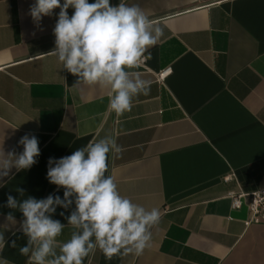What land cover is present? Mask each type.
I'll list each match as a JSON object with an SVG mask.
<instances>
[{
    "label": "crops",
    "instance_id": "0c3cea01",
    "mask_svg": "<svg viewBox=\"0 0 264 264\" xmlns=\"http://www.w3.org/2000/svg\"><path fill=\"white\" fill-rule=\"evenodd\" d=\"M34 2L0 0V147L21 152L18 140L34 134L41 150L30 170L13 169L0 187V231L17 244L0 258L28 260L19 253L27 243L19 223L4 219L9 212L23 219L6 206L8 195L63 199L64 190L46 178L49 157L112 134L124 151L109 157L106 175L122 196L158 208L161 220L143 255L108 259L97 250L84 264H264V223L246 225L247 204L232 209L228 197L264 187V0H125L157 21L164 36L150 48L147 66L134 69L153 81L150 94L134 98L122 116L108 110L106 89L70 88L76 77L47 54L59 9L37 24L29 15ZM74 210L73 203L52 214L65 225L58 241L76 231L66 219Z\"/></svg>",
    "mask_w": 264,
    "mask_h": 264
},
{
    "label": "clouds",
    "instance_id": "9594fccd",
    "mask_svg": "<svg viewBox=\"0 0 264 264\" xmlns=\"http://www.w3.org/2000/svg\"><path fill=\"white\" fill-rule=\"evenodd\" d=\"M57 8L55 47L47 54L76 77L70 88L106 89L110 112L117 116L130 112L134 98L150 94L153 81L134 69L151 58L149 50L161 41L163 27L138 4L129 5L125 0L117 5L110 0H35L29 15L39 24L43 17L53 16ZM17 145L22 146L21 152L15 147L7 152L0 147V187L5 186V177L14 175L13 169L30 170L38 162L41 150L36 135H23ZM123 151L117 138L106 134L70 155L49 157L46 178L64 190L63 199L50 194L44 199L29 196L18 201L8 195L6 206L18 208L23 219L17 222L11 212L4 219L6 223H19L18 230L27 237L26 245L19 247V253L28 258L27 264H84L85 258L97 250L108 259L129 254L139 257L151 248L152 228L160 223V210H148L122 196L114 176L106 175L109 157L119 158ZM16 190L24 195L23 189ZM73 203L75 210L66 219L76 231L66 242L58 241L65 225L52 214L58 207L69 209ZM6 245L17 247L15 240L9 244L0 231V254ZM0 264L10 262L0 258Z\"/></svg>",
    "mask_w": 264,
    "mask_h": 264
},
{
    "label": "built area",
    "instance_id": "2783aa9c",
    "mask_svg": "<svg viewBox=\"0 0 264 264\" xmlns=\"http://www.w3.org/2000/svg\"><path fill=\"white\" fill-rule=\"evenodd\" d=\"M147 61L148 59L142 67L147 66ZM171 71V68H167L166 70L160 72L159 79H165ZM230 178L231 176H227L225 179L228 180ZM228 197L231 199L232 209H240L245 203L247 204L249 216L245 220L246 225H250L252 223H264V187L252 192H245L243 190L230 192Z\"/></svg>",
    "mask_w": 264,
    "mask_h": 264
}]
</instances>
